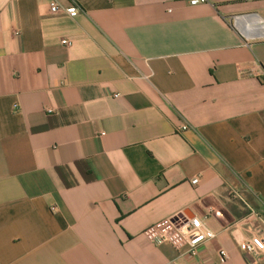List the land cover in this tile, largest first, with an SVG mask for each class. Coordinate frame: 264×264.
Returning <instances> with one entry per match:
<instances>
[{
    "label": "crops",
    "instance_id": "1",
    "mask_svg": "<svg viewBox=\"0 0 264 264\" xmlns=\"http://www.w3.org/2000/svg\"><path fill=\"white\" fill-rule=\"evenodd\" d=\"M50 1L0 0V264H264V0Z\"/></svg>",
    "mask_w": 264,
    "mask_h": 264
},
{
    "label": "built area",
    "instance_id": "2",
    "mask_svg": "<svg viewBox=\"0 0 264 264\" xmlns=\"http://www.w3.org/2000/svg\"><path fill=\"white\" fill-rule=\"evenodd\" d=\"M203 2H205V0H189L190 5H197ZM48 8L50 14L52 15L65 14L69 17H74L77 13V6L74 2L69 7L63 8L57 1L51 0L48 4ZM238 19V17L234 18V26L238 22ZM250 30L253 34L256 33L264 37V21H259V24L255 26L251 25ZM61 43L65 47L71 46V42L69 40H63ZM113 97L117 98L118 95H114ZM186 129V126H182L180 128L181 131ZM197 183V177L191 180L192 185H196ZM173 236H178L187 243V254L191 257H197L200 246L215 238V234L204 226L199 217L194 216L186 218L180 215L167 218L158 225L157 233L153 237V243L158 245L162 242L168 241ZM241 247L247 254L256 252L264 256V237L258 234L254 235L245 239L242 242ZM219 255L222 261L227 259V254L223 249L219 250Z\"/></svg>",
    "mask_w": 264,
    "mask_h": 264
},
{
    "label": "bare ground",
    "instance_id": "3",
    "mask_svg": "<svg viewBox=\"0 0 264 264\" xmlns=\"http://www.w3.org/2000/svg\"><path fill=\"white\" fill-rule=\"evenodd\" d=\"M255 22H258V20H255ZM253 24V23H252ZM239 25H240V23H239ZM245 25V24H244ZM246 27V26H245ZM259 29H261V28H259ZM249 33L250 34H253L252 32H251V30L249 31Z\"/></svg>",
    "mask_w": 264,
    "mask_h": 264
}]
</instances>
